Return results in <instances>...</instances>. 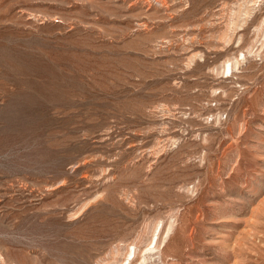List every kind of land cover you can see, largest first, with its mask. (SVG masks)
Instances as JSON below:
<instances>
[{
    "label": "rangeland",
    "instance_id": "374dc122",
    "mask_svg": "<svg viewBox=\"0 0 264 264\" xmlns=\"http://www.w3.org/2000/svg\"><path fill=\"white\" fill-rule=\"evenodd\" d=\"M133 247L264 264V0H0V264Z\"/></svg>",
    "mask_w": 264,
    "mask_h": 264
},
{
    "label": "bare ground",
    "instance_id": "6f19581e",
    "mask_svg": "<svg viewBox=\"0 0 264 264\" xmlns=\"http://www.w3.org/2000/svg\"><path fill=\"white\" fill-rule=\"evenodd\" d=\"M239 61V60H238ZM238 61H236L235 63H237ZM232 66H233V64H232ZM234 67V66H233ZM226 68V67H225ZM226 72H227V75L226 76H229V73H232V69H231V65L229 64L228 66H227V69L225 70ZM158 242H159V239L157 240ZM158 242H156V245L152 248V249H149V250H155L156 249V247L158 248V246H157V243ZM130 246V245H129ZM136 247V246H135ZM135 247H133V249L135 248ZM135 250H137L136 248L134 249V251H132V250H129L128 252V254H132L133 256H131L132 258H131V260H129V263L128 264H137L136 263V261H135V255H136V252L137 251H135ZM157 250V249H156ZM153 251H151V252H153ZM150 252V251H149ZM128 258V257H127ZM130 259V258H129ZM150 259V258H149ZM127 260V259H126ZM139 260V259H138ZM139 262V261H138ZM123 264V263H122ZM139 264H141V262L139 263Z\"/></svg>",
    "mask_w": 264,
    "mask_h": 264
}]
</instances>
